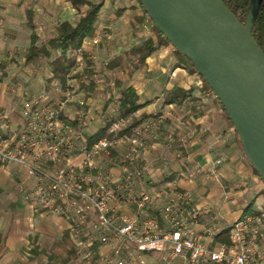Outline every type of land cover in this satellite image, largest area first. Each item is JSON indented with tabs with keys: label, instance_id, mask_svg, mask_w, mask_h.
<instances>
[{
	"label": "built area",
	"instance_id": "2783aa9c",
	"mask_svg": "<svg viewBox=\"0 0 264 264\" xmlns=\"http://www.w3.org/2000/svg\"><path fill=\"white\" fill-rule=\"evenodd\" d=\"M103 37L100 34L87 39L85 47L88 42L98 45ZM8 70L6 65L0 67V81ZM54 91L63 93V97L54 99L42 93L26 100L21 108L13 106L0 113V161L26 169L33 183L29 198L35 209L71 223L78 239V259L71 264H81L82 260L90 264L96 254L88 240L80 239L79 228L88 219L105 243L115 239L133 248L118 264L144 263V254L153 251L175 264H264V187L257 192L256 212L229 223L227 242L216 241L219 222L201 219L190 211L194 197L188 189H173L160 208L168 225L162 227L146 212L153 196L138 187L145 177V168L137 161L140 148L146 147L143 129L135 127L131 134L125 133L122 129L129 121L118 120L110 128L114 137L102 138L76 156L77 135L62 118L71 93L59 87ZM14 114L20 120L15 128L11 124ZM112 148L125 151L119 160V172L112 158L106 159V165L98 164L100 155H108ZM207 177L220 183L222 174L214 168ZM122 206L135 210V214L122 213ZM109 245L120 254L117 244ZM103 260L111 263L108 256Z\"/></svg>",
	"mask_w": 264,
	"mask_h": 264
},
{
	"label": "crops",
	"instance_id": "0c3cea01",
	"mask_svg": "<svg viewBox=\"0 0 264 264\" xmlns=\"http://www.w3.org/2000/svg\"><path fill=\"white\" fill-rule=\"evenodd\" d=\"M22 1L24 6L27 7L24 12L28 27L25 30L26 37L24 38L26 39L25 52L31 41L27 36L29 34L31 37L32 34L29 21L32 22L33 20L37 24L34 29L35 32L39 36L45 37L54 32L59 21L69 19L65 17V14H61V10H55L56 19L51 20L49 13L48 17H43V20L40 21L37 13L40 8L36 4L43 0ZM64 1L66 5H64V11L66 8L76 10L68 0ZM134 1L126 0L123 2L126 6L124 15L117 16L115 11L120 3L118 0H111L113 5L116 2L119 4L115 7L114 14L110 18L118 26L124 25L127 29L126 25H128V28L132 31V42L136 41L137 38L133 35L132 19L127 14L131 11V5L136 4ZM0 2L7 4L10 0H0ZM28 6H31L36 12H30ZM2 13H0V58L8 55L6 52L11 49L14 40L19 39L20 36V29L17 30L11 21L12 16L10 17L6 12ZM5 15L11 18L9 22L2 21L6 17ZM44 19H47V21ZM38 27H40L42 34L39 32ZM140 29L146 34L151 33V30L146 26ZM83 46L87 48L85 43ZM174 62L175 56L172 54V46H168L149 57L143 72L137 74L131 81L133 86L139 90L143 99L152 100L143 111L153 115L140 126H137L143 129V139L146 144L145 148H140L137 160L138 164L140 165L141 162V166L145 168L144 180L138 184V187L148 191L153 196V203L147 206L146 212L155 216L160 225L166 228L168 225L160 214V208L171 196L173 189H188L186 183L183 186L182 180L184 175L186 176V171L191 170V167H201L206 175V177L204 175L201 177L205 179V183L210 182L207 174L211 170L214 168L219 170L224 184L221 186L222 194H218V197H224V199L235 197L239 204H242V200L250 192L257 194L256 190L264 187V181L255 175L250 161L240 148L236 140L235 129L230 127L224 120L221 109L217 107L214 101L213 93L202 89V81L197 74L189 73L186 69L180 67L171 69ZM4 65L9 70L7 77L0 81V113L9 110L13 106L21 108L26 100L42 93H46L54 99H57L58 96L63 97L61 92L43 90V73L39 70L34 75L36 76L38 91L34 92V89L30 87H28L30 93L28 91H17L10 82L15 84L14 77L17 76L25 81L26 77L29 76L26 71H31L34 68H24L22 70L19 68L15 69L18 70V73H13L14 68L12 66ZM81 65H84L83 62ZM118 69L122 70L121 68ZM44 72H48L47 67H45ZM126 79L127 77L123 78V81ZM175 86L185 89L192 86L196 87L195 95L200 98L196 108H190L187 102L183 105L163 104L165 92ZM71 87L72 89L66 91H69L73 96L74 87L72 84ZM67 105L65 106L66 109L69 106ZM19 121L17 114L12 115L11 124L13 128L19 126ZM0 122H2L1 119ZM116 151L115 156L109 153L101 157L99 161L102 165H106V159L108 158H112L114 162L119 163L125 151L124 148L116 149ZM217 160H220L221 164L216 165ZM74 161H77V159L75 158ZM114 162L112 165H115ZM119 166L118 164L115 171H120ZM172 173H177V178L173 181L163 182L167 174ZM179 176L181 177L180 180ZM32 188V179L25 168L17 164H11L8 167L0 165V264H45L48 259L45 252L47 249L45 246L39 247V243L44 241L43 228L56 231L62 228V232L65 229H70L72 238L76 242V256L70 262L77 260L78 239L74 236L75 230L72 228L71 223L64 218L52 216L51 214L46 216L43 210L35 209L29 199ZM195 189L197 193L202 194L203 198L200 203L191 206L190 211L203 212L212 209L217 212V207L222 202L220 200L217 202L218 198L216 197L212 199L214 204L209 200L214 196L211 193L210 186H199ZM238 194L241 196L238 197ZM121 209L124 214H135V210L129 209L127 206H122ZM217 215H220L219 212H217ZM218 219L225 220L220 216ZM90 222L91 219H88L86 225L79 228L80 239L88 240L96 250L95 263L102 264L103 258L108 256L111 260L115 259L112 263L118 264L121 258L126 257L131 252L133 248L114 239L110 243L117 244L121 251L120 254L114 253L109 245L110 243H105L102 240L100 235L93 230ZM228 222L230 223V221ZM32 244H36L35 249L27 252L30 247H33ZM158 254L163 255L159 252ZM156 258L157 256L152 255V253H146L144 254V263L137 262V264H145L147 261L150 263Z\"/></svg>",
	"mask_w": 264,
	"mask_h": 264
},
{
	"label": "trees",
	"instance_id": "16d2710c",
	"mask_svg": "<svg viewBox=\"0 0 264 264\" xmlns=\"http://www.w3.org/2000/svg\"><path fill=\"white\" fill-rule=\"evenodd\" d=\"M68 1L77 10L76 18L73 21H59L50 36H39L34 30L37 24L33 20L32 22L29 21V28L32 30L31 41L27 50L20 54L24 63L21 65L20 62H17V66L20 70L24 68H36L42 71V86L44 91H52L55 87H59L62 91L72 89L69 80L75 79L80 81L81 90L94 92L99 86L97 84L98 78L96 77V64L92 52L84 48L83 45L87 39L93 38L98 33L100 15L106 0ZM135 1L136 4L131 5V11L127 16L132 19L131 27L133 28V35L137 39L126 50V56L118 55L107 63V70L114 72L117 68H121L125 72L127 79L125 81L119 80L113 78L112 74L106 76V81L103 85L106 86V90L101 95L102 106L98 111L97 117L94 118L89 114L88 104L80 103L70 104L62 113V118L72 126L77 135L74 155L80 154L85 150H90L102 138H111L115 133L110 132V128L118 120L129 121L122 131L131 134L133 128L140 126L153 116L143 111L152 100L143 99V96L133 86L131 81L137 74L143 72L149 57L168 46H172V44L150 18L140 0ZM224 2L237 15L240 21L245 22L251 0H224ZM125 10L126 6L120 4L115 14L123 16ZM143 26L148 27L151 33H144L140 29ZM253 35L264 50V2L254 25ZM104 39H106L105 36L102 41ZM172 54L175 56V62L172 64L171 69L180 67L186 69L189 73L197 74L202 81V89L213 93L217 107L221 109L226 123L235 129L236 140L246 156L240 135L233 121L207 81L198 74L192 61L173 46ZM82 62L83 66L81 65ZM3 66L4 64L0 62V67ZM45 67H47L48 72H44ZM5 77H7V73H5L2 80ZM83 78L84 81L82 82L81 79ZM22 81L23 79L20 76L14 77L16 85ZM114 88H118L119 92L114 93ZM195 91L196 87L194 86L188 89L175 86L165 92L162 102L163 104L175 105H183L187 102L190 108H196L200 98L195 95ZM71 106L75 108L74 114L72 113ZM116 154V149L112 148L110 155L115 156ZM252 169L255 175L260 180H263L253 166ZM176 178L177 173L167 174L163 182L173 181ZM257 198L258 195L255 192H250L242 200V204L244 205L243 215L256 212L255 203ZM192 213L197 214L201 219L209 220H211V216L213 218L216 214L212 209L203 212L192 211ZM217 220L219 219H212L214 222H219V232L216 241H229L231 230L229 222L222 219ZM45 252L48 255L45 264H69L76 256V242L72 238L71 230L65 229L61 236Z\"/></svg>",
	"mask_w": 264,
	"mask_h": 264
},
{
	"label": "water",
	"instance_id": "95a60500",
	"mask_svg": "<svg viewBox=\"0 0 264 264\" xmlns=\"http://www.w3.org/2000/svg\"><path fill=\"white\" fill-rule=\"evenodd\" d=\"M140 2L220 99L264 180V50L253 35L264 0H251L245 22L224 0Z\"/></svg>",
	"mask_w": 264,
	"mask_h": 264
},
{
	"label": "rangeland",
	"instance_id": "374dc122",
	"mask_svg": "<svg viewBox=\"0 0 264 264\" xmlns=\"http://www.w3.org/2000/svg\"><path fill=\"white\" fill-rule=\"evenodd\" d=\"M118 1L120 4H123V2H125L126 0H118ZM134 2L136 3V1H134ZM119 3L116 2V4L113 5L111 3V0H106V3H105L103 10L101 12V15H100L101 17H100V22H99V27H98V33H96V35L103 34V36H105L106 39H104L98 45H92L90 42L87 43V49L92 52L93 59H94L95 64H96V71H97L96 77L98 78L97 84L99 85L97 87V90H95L94 92L81 90L80 89V81L74 79V80H71V82H70L74 87V90L72 91L73 96L71 97V99L66 100V102H69V103H66L68 105L74 104V103L88 104L89 105V114L94 118L98 116V111L100 110V108L102 106L101 95H103L104 91L106 90V86H103L104 82L106 81V76L112 73L111 76L113 78H116L119 80H123V78L125 79L127 77L125 72L118 69V68L114 72H110L109 70H107V63L110 60H112L113 58H115L116 55L126 56V50L129 48L130 43L132 42V40H131L132 39V36H131L132 31L130 30V28H128V25H126L127 26V29H126L124 27V25L118 26V25H116V23L114 21L112 22V20H110V18H112L111 16H113V14H114L115 7L118 6ZM64 5H65L64 0H43L42 2L36 4V6L40 8V11L39 12L37 11V13L39 14L38 15L39 20L42 21L43 17H48L49 13L50 14L52 13V15L49 14V18L51 20L56 19L57 15L55 13V10H61V14H63V15L65 14L66 18L73 21L77 15L76 10L74 11L73 8H68V9L66 8L64 11ZM28 7H29L28 10L30 12H36V10H34L31 6H28ZM62 8H63V10H62ZM26 9H27V7L24 6V2L22 0H10V2L7 4L0 2V13L6 12L7 14H9L10 17L12 16V19H11L5 15L6 17L3 18L2 21L3 22H5V21L9 22V20L11 19L14 27L17 30L20 29L19 39L14 40L13 45L11 47L12 50L11 49L8 50L6 52L8 55L0 58L1 63L8 64V65L12 66V68H14L13 73H18V70H15V69H19V67L17 66V62H20V64L23 63V59H21L20 54H22L24 52V49L26 46V42H25L26 39H24L26 37L25 36V30H26V28H28L27 24H26V20L24 18V12L26 11ZM44 20L47 21V19H44ZM2 27H3V25H2ZM38 29H39V32L41 33L40 27H38ZM27 37L30 38V35L28 34ZM37 72L38 71L36 68H34L31 71H26V73H28L29 76L26 77L25 81H22L21 83H19V85H15L12 82H10V83H11L12 87L15 88L19 92L28 91V93H30L28 87L33 88L34 92H36V91H38V84H37L36 76H34V75ZM81 81L83 82L84 78L81 79ZM118 92H119V89L114 88V93H118ZM71 109H72V113L74 114L75 108L73 106H71ZM63 112H64V110H63ZM93 127H94V125H93ZM110 132H112V131L110 130ZM114 136H115V134L112 137H114ZM113 149H115V148H113ZM79 155H81V153L77 154L76 156H79ZM102 156L103 155H100V158ZM80 158H81V156L77 158V161H79ZM217 161H220V160H217ZM0 163H1L0 165L6 166V167L13 164V163L1 162V161H0ZM98 164L102 165L101 161H99ZM118 164L119 163H116V166H115L116 168L118 167ZM219 164H221V163L219 162ZM61 165L64 166L63 163ZM203 175L206 177V175L202 171L201 167H195V168L191 167V170L186 171V176L184 175V178L182 180L183 186L185 185L184 183H186L188 190L191 191V193L194 197V203L192 204V206H195V204L200 203V201L203 198L202 194L197 193V190L195 189V187L197 188L199 186H202V187L210 186L211 193H213L214 196L209 200L214 204L212 199L216 197V198H218L217 202L219 200L222 202V204L217 207V209H218L217 212H219V214H220L219 216L221 218H224L225 220L230 221V222H234L236 219L241 217L243 215V204H239L237 201V198H235V197L228 198L227 197V199H224V197H218L219 196L218 194H220L222 192L221 186L224 184L223 179L220 180V183L216 184V182H214L213 180L206 178V179H208V181H210V182H208L209 183L208 184V183H205V179L201 178ZM180 178L181 177L179 176V180H180ZM224 187H226V186H224ZM256 192H259V190H256ZM237 196L239 197L241 195L238 194ZM43 212L46 214V216H48L50 214L52 216H57V215H54L50 212H45V211H43ZM217 212H216V214H217ZM216 214L213 216V218L211 216V220L215 219V218L218 219L219 216L218 215L216 216ZM43 230H44V232H43L44 233V241L39 243V247L45 246L46 249H48L60 237L63 229L59 228L56 231V230H52L50 228L49 229L43 228ZM32 245H33V247H30V249H28L27 252H31L32 250L35 249L36 244L35 245L32 244ZM39 247H38V249H39ZM151 253H152V255L157 256V258L155 260H153V262L151 261L149 263L147 261V263H145V264H175V263L169 261L168 259L164 258L163 255H159L158 252H156V251H153ZM96 257H97V252H96L94 258L91 260L90 264H98V263H95ZM109 260H111V258H109ZM114 260L115 259L109 261V262H111L109 264H115V263H112ZM71 263L72 262H70L69 264H71ZM81 264H88V263L85 260H82ZM102 264H107V263L104 262V260H103Z\"/></svg>",
	"mask_w": 264,
	"mask_h": 264
}]
</instances>
